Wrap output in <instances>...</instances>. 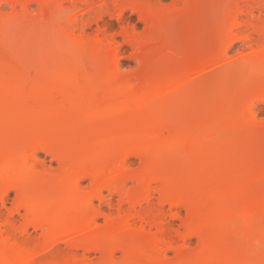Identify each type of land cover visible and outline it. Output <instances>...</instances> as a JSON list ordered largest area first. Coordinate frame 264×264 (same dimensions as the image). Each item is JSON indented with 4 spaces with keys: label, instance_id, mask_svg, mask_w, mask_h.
<instances>
[{
    "label": "rangeland",
    "instance_id": "obj_1",
    "mask_svg": "<svg viewBox=\"0 0 264 264\" xmlns=\"http://www.w3.org/2000/svg\"><path fill=\"white\" fill-rule=\"evenodd\" d=\"M14 1L16 2V4ZM28 1L29 0H9V3H4L3 5L0 6V16L2 17V20H0V61L2 63V67L0 68V83L4 82V84H6V80L8 79V77H9V79L11 78L12 80L8 79L7 84H6V85L10 86L9 89H16V88L19 89L18 87L21 88L23 86L22 84H25L23 86L25 88V87H28L29 83H32L33 88L36 89V87H37L39 89V92L42 91L41 87H43V86L45 87L46 85H48L49 88L50 87L52 88V91L50 89L52 94H55V93L59 94L60 92L63 94V92H64V94L66 95L67 93L70 94L73 91L74 93L80 92L78 94L83 93V94H85V96L88 93H89V95L91 94V96H93L94 95L93 93H96L102 87L103 82H101L102 81L101 78L104 79V77H106L109 80V82L111 80L112 83H113V80L117 79L120 81H124L127 78L126 81H124V82L125 83L127 82L126 85H128L127 87H129L130 90H137V89L140 90V89H142V87L144 85H147V83L150 84L153 81H155L156 79L157 80L158 79L163 80L164 77L165 78H167L168 76L171 77L170 75H172L173 73H174L173 76H175V73H179V76H180L182 74V73L180 74V72H183V74H186V73L191 74V75H188V74L187 75L191 76V79H192V75L194 76L193 77L194 80L192 79V85L193 86L191 85L192 89L189 87V89L185 90V93H184V91L180 92L179 94H181V97L177 95L178 93H175L178 98L174 97L175 94H173V93H169L168 95L166 94L165 96H163V99L160 101L159 105L157 104V102H155V104L158 105L160 109L158 108V106L153 104V101H152V104L154 107L150 103L151 105L149 108L151 110H153L155 107L156 108L154 109L155 111H152V112H151V110H149V111L151 113L154 112L155 114H157V116L159 115L158 117L156 116L158 118L157 120H159V121L152 123V124H154V126L153 125L152 126L153 127L156 126V128L152 127L153 132H151V133H154V131L157 133L159 131L158 133L160 134L161 133L160 130L163 129V130H165V131L162 130V135H164V137L167 135V132H168L167 129L169 128V125L175 127L176 128L175 130H178L179 129L178 127H180V128L183 127L184 130L185 129L188 130L191 127L192 132H193V127H194V129H195L194 133H195L196 131L200 130L199 126L202 128L201 130H203V129L205 130L206 127L211 126V125H216V124L219 125L222 122L224 124L225 120L227 122H229L228 119H230V118L232 119L233 118L232 115L236 117L235 112L238 113L241 111V114H242L249 109V107H250V95L252 94L251 92L256 89V87H257V90L259 89V92H260L261 88L264 89L263 88L264 82L260 83L258 81L259 79H257V82L259 84L255 83L256 82L255 77H257V74H258V76L260 75V77H264V59H263L264 55L261 57L262 60L260 58V60L258 59V61H255L254 63H252L254 66L253 67L254 69L247 70V68L245 67V65H247V63H249V61H250L251 52H253L254 50L260 51L261 49L264 48V40H260L259 34H258V32H261L264 30V0H253V1H249L248 4H244V2H242V3L238 2L237 0H188L189 3L182 2V0H120L126 6L134 5V4L135 5H137V4H141V5L148 4V5L152 6V4H153V7H157V9L159 8V10L161 11L160 16H162V18L160 17L162 19L161 22L163 23V24L162 23H160V24L163 26L161 28H159L161 26L159 24V26L154 27V29L159 28L160 30H158V31L160 32L163 28V30L161 31L162 34L160 36H159V34L157 35L158 31H156V29L154 30L153 27L150 26V23L149 24L145 23L141 19V16L138 13H135L130 7L125 12H123L122 16L118 19L117 14H116L117 9H115V7H113L114 6L113 0H75V1L74 0H72V1L71 0H69V1L68 0L67 1L66 0H47V1L44 0L45 2H49V3L44 2L45 5L44 6L42 5V7H41L42 9L40 8V6L37 3H36L37 5L34 4V1L33 2H28ZM235 1H236V3H235ZM55 3H57V4H55ZM234 3L236 6L238 5L237 11H236V8L233 7V6H235V5H233ZM58 4H61V5L59 6ZM14 5H15V7H14ZM148 5H146V6H148ZM24 6L26 7L25 11L23 8ZM106 6H107V9H109L108 13L107 14L105 13L101 20L95 21L97 19V16H99L101 13L105 12V11H103V9ZM231 8H233V11ZM238 10H241V12H238ZM236 20L241 23V26H240V28L238 27L232 31V33H234L235 35L232 33L231 34L234 36H237V37L249 36L251 38V40H250V42H246L244 44H242L240 42L234 44V46L232 48H230V50L228 51V54L226 56L227 57V60H226L227 65L224 68L220 69L221 64H219L220 62L218 61V58L220 59V57H218V55L222 52V49H224V47L226 46L227 41H228V37H226L224 35L223 37L219 38L218 36H219V34H221L220 36H222V34L224 33L223 27L225 26V29H226V27H228V25H226L227 23L229 24V22H233ZM248 21H250V22H248ZM151 27L153 30L151 29ZM155 31L157 33H155ZM220 31L223 33H221ZM163 40H164V42H163ZM160 41L162 44L159 43ZM114 49L118 50V52H119L117 57L115 55H113V52L115 51ZM216 51H218V52L216 53ZM145 57H147V58L150 57V58L145 59ZM144 59L146 61H144ZM239 59H243L242 63ZM114 60L118 61V63H119V69H118L117 73L114 74L116 76L113 75L111 77H109V76L107 77V76L103 75V73L105 72L104 69H107V68L110 69L111 66L114 63H116V61H114ZM238 60H239V62H238ZM216 62H218V63H216ZM235 62H237L238 64ZM213 63H215V64H213ZM212 64L214 65V68H212L213 67ZM234 64H236V65H234ZM239 64H240L241 68L243 67L242 69L240 68V66H238ZM219 65H220V67H219ZM228 65H229V67H228ZM233 66H236V67H233ZM203 68L204 69L206 68L205 70L210 68L209 70H207L209 73L207 71H205V73H203V75H202L200 70H202ZM99 69H101V70H99ZM102 69L104 71L102 73V77L100 78L99 75H100V72L102 71ZM204 69H203V71H204ZM96 70L99 72L97 73ZM250 70L253 72V76L251 75L252 72ZM184 71H185V73H184ZM206 72H207V74H206ZM62 73L65 75H69L70 78H73L75 80H73V82H70V81H67L70 78H68L66 80L63 79ZM136 73L140 74V76L143 74V76L141 78L139 77L140 79L137 80L138 78L134 77L135 75H137ZM260 73H262V74H260ZM67 77L64 76V78H67ZM82 77H84V79ZM247 77H249V81H246ZM5 78H6V80H5ZM61 78L63 80H61ZM244 78H246V79L244 80ZM107 79L103 80L105 82L104 85L107 84ZM140 80H142V81H140ZM239 80L243 81V82H240ZM120 81H117V82H120ZM159 81H161V80H159ZM236 81H239L241 83L240 84L238 82V86L240 85L239 88H238V86L236 88V86L231 85L232 83L233 84L235 83V85H236V83H237ZM250 81L252 83L254 81L255 82H254V84L248 83ZM115 82L116 81H114V83ZM193 82H194V84H193ZM229 82H230V84H229ZM16 84H17V86H16ZM242 84H244V85H242ZM249 84L252 85L251 86L252 89H251ZM12 85L16 86V88ZM226 85H227V87H229V85H231V86L229 88H225ZM255 85H256V87H254ZM11 86H12V88H11ZM241 86L243 88H240ZM247 86H249L250 87L249 89H251V90H249ZM258 86H259V88H258ZM139 87H141V88H139ZM234 87L236 89H234ZM102 88L100 89V92L98 91L97 94H95L96 96H98L99 93L101 94L103 92V91H101V90H103ZM38 89H36L37 92H38ZM237 89L242 90V93H243V89H245L244 90L245 92L243 93V95L241 94L242 96L237 92L240 96L237 95V96H235L236 99H234L233 98L234 95L232 93L233 92L235 93L234 90H237ZM262 89H261L260 93H263ZM104 90H105V87H104ZM95 95H94V97H95ZM238 96H239V98H237ZM226 102H227V104H226ZM231 103H233V105ZM224 104H225V106H224ZM231 105L233 106V109H231L232 108ZM226 106H228V107H226ZM214 107H216V108H214ZM218 107H220V109ZM222 107H223V109H222ZM226 108L229 111H227ZM242 109H243V111H242ZM237 110H238V112H237ZM205 111H206V113H205ZM255 111L253 113V117H254V119H256L255 121L257 123H259V125L264 124V105H260L258 107V109H256ZM188 114H191L192 117H190L191 115L189 116ZM133 115H130V117L132 116V120L128 119V120H130V125H129V121H128L127 122L128 125H126V126L133 128V126L135 124H139V126L141 125V127H142L143 121L145 122L144 119H146V118H144L143 121L135 118V121H134ZM135 117L138 118L139 115L135 116ZM159 117H160V119H159ZM243 117H245L244 119L247 120L250 116H248L247 112H246V113L242 114L241 118H243ZM141 118H143V117L141 116ZM251 118L252 117H250L249 119H251ZM145 123H147V122H145ZM116 125H115V129H116ZM126 126H124L122 128V127H120V125H118L120 130L118 129L119 130L118 131L116 129L117 131H115L113 134H107L106 130H104V132L101 131V134H103L102 136H104V137H106L108 135L106 138H109L110 135L114 136L115 133L116 134L122 133L123 129L126 128ZM163 126H164V128H163ZM165 126L166 127L168 126V128L165 129ZM141 127L137 128V126H135L136 129H134V131L137 132V133H135V134H137V136H134L135 139H130V140H132L131 142H133V141L135 142V140L139 142V140L141 141V139H143V137H141L138 134H142L144 131L140 132V133L137 131V130L140 131ZM145 128H143L142 130H144ZM183 128H181L182 129L181 131H183ZM197 128H198V130H197ZM121 129H122V131H121ZM127 129H128V127H127ZM93 130L94 129H92L91 131H93ZM187 130H185V131H187ZM126 131L129 134L132 133V134H130V136L135 135L134 131H131V129L126 130ZM126 131L124 130V132H126ZM129 131H131V132H129ZM95 132H98V131H95ZM146 132H147V130H146ZM188 132H190V130H188ZM202 132H200V133H202ZM148 133H149V131H148ZM200 133H197V134H200ZM116 134L114 136L115 139H117ZM145 134H147V133H145ZM118 135H120V134H118ZM120 136L122 137V134ZM125 136H126V133H125V135L123 133V137H125ZM263 136H264V133H259L258 135L255 136V137H257L256 138L257 145H259L258 144L259 142H264ZM138 137H141V138L139 140H137ZM106 138H105L104 142L107 141ZM118 138H119V136H118ZM127 138H129V137H127ZM109 139H111V138H109ZM121 141H124V138ZM261 145L262 144H260L259 146H261ZM190 146H191V144L190 145L185 144L181 148L177 149L178 151L173 150V149H171V151H167L168 149L166 150V148L164 149V147H161L162 151L160 148H158L157 150L154 149L148 153L149 155L147 154V158L145 159V161L147 159L149 161H151L152 160L151 158H156L158 154H159L158 156H160V154L164 152L163 155H165L164 156L165 158L161 159L163 157V155H161L159 160L161 159L163 161L166 159V161H163V162L164 163L165 162L166 163L171 162L169 164V167H171V165H173V164L176 165L175 166L176 170H174L175 168H173V167H171L172 171H171V168L167 169L168 164L164 165L163 162H160L161 163L160 164L159 160L156 162L158 163V165L159 164L163 165L162 167L167 166L166 169L168 171L166 170L167 172H164L163 174H165L168 178L170 176L171 177L174 176L173 177L174 178L173 183L174 182L175 183L171 185L174 187V189L181 186L182 184L184 185V187H183V185L181 186V187H183V189H185V188L188 189L187 193H189V194H187L185 192L186 193L185 198L182 199V200H184V199L185 200L184 201L181 200L182 202L179 203V207L177 206L176 208L170 207V205L168 203H166L164 201V199H163V202H165V203L162 202L163 203L162 204V203H160L161 202V196L160 195H162L161 194L162 192L159 193V189H158L159 183H156L157 185L153 184L152 185L153 187L151 186L152 189H150V191H152V192L150 195L151 199L149 201V204L143 203L141 208L140 207L136 208L137 212H138V213L136 212V214H140V217H142L145 213H147V214H145V216L146 217L148 216V217L147 218L143 217V219H138V218L135 219L134 218L135 220L133 219V221L131 222V227L127 228V230L130 229V232L127 231V232L123 233V231L120 230L121 234L119 232L117 234V237H121V239L123 238L124 240H126L128 242V245H131L132 247L135 245V247H133V248L138 249L140 247L139 248L140 250L138 249V251H140L139 252L140 254L138 255L139 257H141V259L139 258L140 261H143L144 258L146 259V255H147V257H148L147 259H151V257L153 256L152 260H154V262H158L159 264H161V263L162 264L163 263L164 264H176L177 262H178L177 264H179V263L185 264V262H186V264H188V263L190 264V262H193L195 264H204V263L208 264L209 262L210 263L212 262L211 259L213 260V257L216 256L215 257V259H216L217 257L220 256L219 258H217V261L214 260L215 261L214 264H223L224 263L223 259L226 256H227V258L230 255L235 257V255H239V252H243V253L246 252L245 254L240 253L241 255L246 256V258L245 257L243 258L244 260L249 258L250 261H252L254 259H258L260 261V259H262V258L259 259V257H261V255L262 256L264 255L263 254V252H264V237L262 234L264 228L260 230L262 236H260V233H258V230L257 231L255 230L256 231L255 238H257L256 239L257 241L254 239L256 241L255 245L253 244L252 241H254L253 240L254 233H255V232L253 233L254 226L260 227L264 223V221L259 222V220H262V219H260L261 218L260 214L262 215L263 220H264V215H263L264 210H262V209H264L263 208L264 207V201H263L264 200L263 199V197H264V171H263V167L261 166V163L264 160L260 163V161L262 160V159H260V157L264 156V155H261L262 151H263L262 146H264V144L261 146V148L257 146V149H256V147H255L254 151L257 150L258 152H260L259 161L256 162L255 166L252 165L251 163H252V161L255 163L254 160H256L257 158L256 159L253 158L254 160H252L251 163H250V161L249 162L247 161V164L249 163L252 165V166H250L252 168V170H250V172H249V170H246V172H248L247 174H249V176H247V177H246L247 174L245 175V177L247 179L241 175L243 177V180L241 177V182L242 181L243 182L248 181V182H246L247 186H246V184H244L242 182L243 187H245L244 188L245 193L247 191V194L245 195L246 197L244 199H241L242 202L239 201L236 205H234L235 208H233V206H230V207H226V209L225 208L219 209V211H220L219 214H222L224 211L229 212L231 214V212H233L237 208H240V206L246 205V203L248 204L246 206H250L249 204L251 202L253 203V202L257 201L258 198H260L261 199V200L259 199L260 205L257 204V202H255V204L253 203L254 204L253 208L257 207L258 211L262 210V211H260V214H258L259 212L257 213L256 208L254 209V210H256V213H257L256 215L257 216L259 215L260 217L259 216L256 217L257 220L254 217L253 218L251 217L248 220V217H240V218H236V219L233 218L232 219L230 216L226 219L228 222L225 220H224L225 222L224 221L220 222V221H218V219L217 220L215 219L213 221V223H210V224L203 221V223H204V227H203L204 235H203V237H205L206 242L204 240H202V241L204 242L203 244L206 243V245L209 246L208 253L210 252L213 255L212 258H211V256H209V259L207 256L210 253L207 256H202V254L200 253L201 249H202L201 247H203L201 239L199 240L197 237L193 236V237H190L189 239H187L185 243L182 240L183 234L186 233V230H185L186 227L184 228L185 222L189 221L191 219L193 220V222H198V219H195V218L196 217L197 218H203L204 216L209 215L210 214L209 210L211 209L210 205L205 200V199H207V197L205 198V194L207 192L204 193V190H202L204 188L201 189L197 185V181L195 178H194V180L196 182L191 179L192 178L191 176L187 177L184 173L185 172L184 168L186 167L188 162L190 165L191 164L193 165V163H190L191 160L188 157L190 155L189 149L191 147H193L194 145L191 147ZM258 148L262 149V151L258 150ZM158 150H160L161 152L159 153ZM165 150L167 152L166 154H165ZM169 152H171V153L169 154ZM96 153H97V151H96ZM177 153H179V154H177ZM185 153H187L189 155L187 156V154H185ZM98 154L96 155L97 159H99L98 156L100 157V155H101V154L100 155H98ZM167 154L169 157H166ZM172 154L174 156H172ZM175 154L177 155V157ZM252 156H254V155H252ZM18 157H19V154L16 155V158H18ZM36 157L38 159L37 161L28 160V163H31L30 166H32V167L36 166V170H38V171H36L38 176L41 175L42 170H44L43 171L44 173H42L41 178L39 177L37 179V182L40 180L46 179L45 183L49 182L48 186L52 187V185H53L52 183H57L56 181L60 178L59 179L60 182L64 184V185L62 184V186H63L62 190L63 191L65 189L67 190V185L70 183L69 171L63 170V172L61 173V171H60L61 167L55 161V159L53 158L52 155H46L44 153H38ZM102 157H106V156H104V154H103V156L101 155L100 158L102 159ZM168 158L171 160L168 161ZM186 158H188L189 160ZM143 159L139 156L129 158V161L127 164V169H128L127 173L128 174L126 172H125V174L131 178L133 177V175H134V177L130 180L128 179V181L123 185L124 187L123 186H122L123 188L121 187V190H123V191H121L120 195L118 193L115 194V191H114V194H113V192L111 194V192L109 190L108 191L104 190L101 198L98 200H94L93 206L90 208L91 210H88L89 213L87 215V218L89 215H91L96 210L100 212V215H98L97 219L95 220V222L93 224H91V226L86 224L87 223V222H85L86 219L85 220L83 219V222L80 223L81 227H79V225H78V228L83 230V231L78 229L79 231L77 230L78 231L77 233L75 232L73 234L68 235L67 237L70 240L75 239V238L81 239L82 235L85 234L84 233L85 229L86 230L89 229L88 233H89V231L92 232V230L98 231V229L99 230H100V228L102 229L104 227V225L107 224V220L109 222V220L122 219L127 213H133L131 211V209L129 208L128 204L124 203L121 206V201L124 200L125 197L128 198V195H131L133 193V191H135V192L137 191L136 190V189H138L137 185L139 186V184H140L139 181H141V178H140L141 174L140 173L142 171V167L144 164ZM232 159H231V161L228 160L229 163L225 162V163H227L226 166H225V163L223 165V166H225V168L227 170L229 169V167L232 168L235 164H237V163L241 164L239 162L243 161L242 158H241V160H239L240 158H237L238 161L236 162L235 161L236 158H234L233 160L236 162L235 163ZM103 160H104V162L106 161L104 158L102 159V161L99 160L100 161L99 163L101 165L103 164L102 163ZM116 160H118V158L114 159V163ZM70 161L71 162L68 163L70 165V166L68 165V168L70 167V169H72V167L74 168L75 165L73 166V163L77 164V161L79 162V160L76 161V159H73V161L72 160H70ZM36 162H38V163H36ZM119 162H121L120 159L118 161H116V164H111V165H114V167L112 166V170H113L114 174H113L112 170L110 169L111 165L109 166V164H108L106 167L107 163H104L105 166L103 167V165H102L101 167H103L102 169H104L103 171L105 173H106L105 170H107V172L109 171L110 177L112 179H114V178H116L114 176L121 174L120 173L121 167H119V165H120ZM151 162H154V161H151ZM151 162H149V163H151ZM189 164L187 166L188 167L187 170L193 169V168H191V167H193L192 165L189 168ZM231 164L233 166H231ZM247 164L245 162L244 165H243V163L241 165L244 166L245 168H247L246 166H248L247 169H249L250 167ZM152 165L155 166L153 163H152ZM30 166L28 164V167H30ZM32 167H31V169H33V168L35 169V167H33V168ZM37 167H38V169H37ZM97 167L98 168H96V171H97V169H99L100 165H98ZM259 168H262V169L260 170ZM34 169H33V171H34ZM162 169H163L162 171H164V168H162ZM187 170H186V174L188 175V172L190 170L188 172H187ZM66 171H67V173H66ZM38 172H40V173H38ZM45 172L48 174V176H47V174H45ZM191 172H192V170L190 171V173ZM228 172H229V170H228ZM243 172H245V170ZM44 174L46 177L44 176ZM243 174H245V173H243ZM49 175H50V177H49ZM254 175L257 177H254ZM138 176H139V178H138ZM185 176H186V178H184ZM252 176H253V178H252ZM57 177H59V178L57 179ZM64 178L66 180H64ZM111 178H110V180H112ZM173 178H171V179H173ZM244 178L246 179V181ZM189 179H191V180H189ZM257 179H258V181H257ZM134 180H136V181H134ZM169 180L167 179L168 183H170ZM254 180H255V182H254ZM62 181H65V182H62ZM91 183H92V181L90 179L89 180L83 179L79 183V187H78V190L80 189L79 193L81 195H83V193H84V196H85L87 191H89V188L92 187ZM195 183L197 185L196 187H195ZM160 185H162V184L160 183ZM163 186H167V185H164V183H163ZM181 187L179 188V190L182 189ZM39 188H42V187H39ZM161 188L165 189V187H161ZM172 188H170L169 191L174 190ZM154 189H155V192H153ZM39 190L42 191L43 189H39ZM37 191L35 190L36 194H38V192H39V191L38 192ZM63 191H62V193H63ZM65 191H64V193H67ZM35 192H34V194H35ZM173 192H175V191H173ZM223 192L226 193L227 191L225 192V190H224ZM39 193H41V192H39ZM165 193H166V191H165ZM34 194H32V195H34ZM251 196H252V198H250ZM259 196H261L262 198ZM163 197H165V196H163ZM14 198H15L14 193L10 192L5 198L4 207H2L0 204V210L2 211L1 219L3 220V221L0 220V230H5V229L7 230L8 229V232H9L8 234H2V236L0 235V242H1L0 247L3 246V244H4V246H5L4 248H6V246L8 245V247H7V249H8L9 247H12L9 244H14V242L18 241L17 245H19V247H24V248L28 247L30 249H32V248L34 249L36 247L38 248L39 243H41V241H42V228L43 227L42 228L39 227L36 229L29 228L27 234H25V235H20L19 233H17V230L21 226V224L23 222L24 215H25V212L23 210H19V212L16 214L14 213L12 218H11L12 225H9V227H5V224H4L5 219L6 220L9 219L8 211L10 209H12V207H13ZM188 198H189V200H188ZM246 201H248V202H246ZM186 202H192V204H194V207H192V208H194L193 211H192V209L190 210L189 207L186 208V205H187ZM241 203H242V205H240ZM180 204H181V206H180ZM183 204H185V205H183ZM205 204H206V206H205ZM108 205H110L109 208L107 207ZM237 205H240V206H237ZM236 206H237V208H236ZM258 206L260 207V209L258 208ZM261 206H262V209H261ZM244 207L245 206H243L241 208H244ZM188 208H189V211H188ZM72 209L75 210V206ZM77 210H79V209H77ZM207 212H208V214H207ZM226 212H224V213H226ZM73 214L74 215H68V214L67 215L70 218L73 217V219L76 217H81L78 215V213L76 214L78 216H76L75 213H73ZM94 214H96V212ZM201 216H203V217H201ZM152 217H154L155 220ZM257 221L259 223H257ZM168 222L171 223L170 227L168 228V231L170 232L169 234H171L170 236L172 237L171 238L172 242H171L170 237H169L170 240H167V241H170L172 248L174 247L173 248L174 250H168V251L166 250V252H165L164 249H165L166 244H165V246L161 243L158 244V241L160 242L159 239L163 238L160 234V230L163 228V225L166 227L165 224ZM234 222H235V224H234ZM217 223H220V224H217ZM221 223H223V224H221ZM239 224H240V226H239ZM241 226L243 229L241 228ZM89 227H91V228H89ZM262 227H264V225ZM131 228L133 230H131ZM220 228H222V229H220ZM244 228H246V229H244ZM90 229H92V230H90ZM239 229H240V231H239ZM247 229L249 231L251 229V231L249 232ZM123 230L126 231V229H123ZM158 230H159V232H158ZM132 231H134L135 233L133 234ZM243 232L245 234H243ZM88 233H86V234H88ZM129 233H131V234H129ZM220 233H222V234H220ZM10 234L14 237L15 241H14V239H12L13 237L10 236ZM76 234L78 235L77 237H76ZM93 234H94V232H93ZM79 235H80V237H79ZM125 235H127L126 238H125ZM83 236H85V235H83ZM252 236H253V238H252ZM67 237H66V240H67ZM127 237H128V239H127ZM152 238H155V239H152ZM250 238H252V240ZM151 239L154 240L152 242L155 246L153 244H151V242L149 241ZM248 239H249V241L251 240L250 244L252 242V244L254 246L249 245ZM147 240L149 241V243ZM12 241H13V243H10ZM260 241H262V242H260ZM70 242L67 241L68 244ZM217 243H219V244H217ZM236 243H237V246H234ZM239 243H241L243 245L240 246ZM244 243H245V246H247V244H248V247H246V250H244L245 249ZM66 244L60 243V244L56 245V248H54L51 252H49V254L47 253L45 255H42L43 257L41 256L40 258H37L35 260L36 262L34 264H58V263L59 264H70L71 261L72 262L75 261L74 262L75 264H102V260H103L102 255H101V253H98V251L97 252H95V251L94 252L93 251L88 252L86 250L84 251L83 248L82 249L79 248V249L72 251V253H69L71 251H69L68 244L67 245ZM137 244H140V245L137 246ZM144 244L147 246H145ZM168 244H169V242H168ZM224 244H225V246H224ZM142 245H143V247H141ZM150 246H151V248H150ZM242 246H243V248H242ZM40 247H41V245H40ZM40 247L38 248V251L40 250ZM157 247H159V248H157ZM211 247H212V249H211ZM166 248H167V246H166ZM9 249H8V252L10 253ZM147 249H148V251H147ZM158 249L160 250V252H158L159 251ZM240 249L242 251H240ZM36 250L37 249H35V251ZM228 250H229V252H228ZM236 250H238L239 252ZM130 251L132 252V250H130ZM141 251H143L142 254L144 256L143 255L141 256ZM161 251H164L165 253H161ZM215 252H216V254H215ZM237 252H238V254H236ZM159 253H161V254H159ZM248 253L250 254L249 256H248ZM68 254H69V256H68ZM149 255L151 257H149ZM122 257L123 256L120 254V252H115L114 262L119 261V264H121L122 263L121 261H123L122 264H124L126 262H127L126 264H131L128 262L131 259H133L132 255H131V257L128 256L129 257L128 259L126 257V260L124 257L123 258ZM205 257H207V258L205 259ZM253 257H254V259H253ZM64 261H66V262H64ZM55 262H57V263H55ZM131 262H132V260H131ZM211 264H213V262Z\"/></svg>",
    "mask_w": 264,
    "mask_h": 264
},
{
    "label": "bare ground",
    "instance_id": "obj_2",
    "mask_svg": "<svg viewBox=\"0 0 264 264\" xmlns=\"http://www.w3.org/2000/svg\"><path fill=\"white\" fill-rule=\"evenodd\" d=\"M33 1H34V4L37 3L40 6V8L42 7V5L44 6L45 3H49V2H45L44 0H29L28 2H33ZM113 1H114L113 7H115V9H117L116 14H117L118 19L122 16L123 12H125L130 7L135 13H138L141 16V19L145 23H148V24L150 23V26H152L153 29H154V27H157V26H159L160 23H162L161 22L162 16H160L161 11L159 10V8L157 9V7H153V4H152V6L148 5V4H144V5H141V4L128 5L127 4L128 6H126L120 0L119 1L113 0ZM237 1L241 2V3L244 2V4H248L249 1H253V0H237ZM182 2L189 3L188 0H182ZM4 3H9V0H0V6L3 5ZM235 3H236V1H235ZM235 3L233 5H235ZM15 4H16V2H15ZM55 4H57V3H55ZM58 5L60 6L61 4H58ZM146 5H148V6H146ZM237 6L236 5L233 6L236 8V11H237ZM14 7H15V5H14ZM23 8L25 11L26 7L24 6ZM231 9L233 11V8H231ZM103 11H105V12H103L99 16H97V19L95 21L101 20L103 15L105 13L106 14L108 13L109 9H107V6L103 9ZM238 12H241V10H238ZM0 18H1L0 20H2L1 16H0ZM248 22H250V21H248ZM229 24L228 23L226 24V25H228V27H226V29H225V26L223 27L224 33L220 31L221 33H223L222 36H220L221 34H219V36H218L219 38L223 37L224 35L226 37H228L227 44L225 43L226 46L224 45L225 47L223 46L224 49H222V52L219 55L217 54L218 57H220V59L218 58V61L220 62L219 64H221V67L219 65L220 69L224 68L227 65L226 64L227 63L226 62V60H227L226 56L228 54V51L230 50V48H232L234 46V44H236L238 42L244 44L246 42H250V40H251V38L249 36L237 37V36H234L235 35L234 33H232V31L235 30L236 28H238V27L240 28V26H241L240 22H238L236 20L233 22H229ZM162 26L163 25H161L159 28H161ZM152 27H151V29H152ZM159 28H155L156 31L160 30ZM162 30H163V28H162ZM156 31H155V33H157ZM161 31L160 32L158 31L157 35L159 34V36H160L162 34ZM231 33L234 35H232ZM258 34H259V39L264 40V30L261 32H258ZM163 42H164V40H163ZM159 43H161V41ZM217 52L218 51H216V53ZM118 53H119L118 50H115L113 52V55H115L117 57ZM263 55H264V48L261 49L260 51L254 50L253 52H251V57H250V61H249L250 64L247 63V65H245L247 70L254 69L253 68L254 66L252 63H254L255 61H258V59L260 60V58ZM149 58L145 57V59H149ZM145 59H144V61H146ZM239 60L242 63L243 59H239ZM239 60H238V62H239ZM261 60H262V58H261ZM114 61H116V60H114ZM216 63H218V62H216ZM235 63H237V62H235ZM213 64H215V63H213ZM234 65H236V64H234ZM238 66H240V64ZM1 67H2V63L0 61V68ZM228 67H229V65H228ZM233 67H236V66H233ZM212 68H214V65ZM240 68H241V66H240ZM118 69H119V63H118V61H116V63H114L110 69L109 68L104 69L105 70L104 73H103L104 70L102 69V71L100 72V75L99 74L98 75L101 78L102 73H103V75H105L107 77L108 76L111 77L115 73H117ZM203 69L200 70L202 75H203V73H205V71L209 70L210 68H208L207 70H205L206 69L205 68L204 71H203ZM99 70H101V69H99ZM98 72L99 71H97V73ZM207 72H206V74H207ZM181 73L183 74V72H180V74ZM184 73H185V71H184ZM182 74L179 76V73H175V76H173L174 75V73H173L172 75H170L171 77H169V76L167 78L164 77L165 79L163 78V80L162 79H158V80L156 79L157 81L156 80L153 82L151 81L152 83H150V84L147 83V85H144L142 87V89H140V90H138V89L137 90H130V88L127 87L128 85H126L127 82L126 83L124 82V81H126L127 78L124 81H120V80L116 79V80H113V83H112L111 80L109 82V80L103 76L105 80L107 79V84L104 85V83H105L103 81L104 79L101 78L102 79L101 82H103L102 83L103 88L101 87L103 90H101V91H103V92L101 94L99 93L98 96L95 95V94H97L98 91L100 92V89H101L100 88L96 93H93L95 95V97L93 94H92L93 96H91V94L89 95V93H88L85 96V94H83V93L78 94L80 92L74 93L73 91L70 94L66 92L67 93L66 95L64 94V92H63V94H64L63 95L60 91L59 92L61 94L60 93L59 94L58 93L52 94L51 93L52 88L51 87L49 88V86L46 84H45L46 85L45 87L42 85L43 87H41L42 88L41 89L42 91L40 90L41 92H39V89L36 87V89H38V92H37L36 89L33 88L32 83H29L28 87H25V88L23 87L25 84H22L23 86L21 85L22 86L21 88L18 87L19 89L16 88L17 84H16V86L12 85L16 89H9L10 86L6 85L9 77L7 80L5 78L6 84H4V82L0 83V204H1V206L4 207L5 198L10 192H13L15 195L13 207H12V209H10L8 211L9 219H7V220L5 219L4 224H5V227H9V225H12L11 218H12L13 214L18 213L19 210H23L25 212V215H24L23 222H22L21 226L17 230V233H19L20 235H25V234H27L29 228L36 229L39 227L40 228L43 227L42 228V241H41V243H39V247L41 245L39 251H38L39 247L37 248L36 246H35L36 248H34V249L32 248L33 250L28 248V247H27L28 249L24 248V247H19V245H17L18 244L17 243L18 241H17V242H14V244H9L12 246V247H9L11 250L8 248L10 251V253H9L8 249H7V247H8L7 244L9 243L8 242L6 244L7 245L6 248H4L5 247L4 244H3V246L0 247V264H34L36 262L35 260L37 258H40L42 255H45L47 253L49 254V252H51L54 248H56V245H58L60 243L66 244L67 241L68 242L71 241L69 244L67 243L69 251H71L69 253H72V251L79 249V248H81V249L83 248L84 251L86 250L88 252L89 251L90 252L91 251H93V252L98 251V253H101V255H102V259H103L102 264H117V263L119 264V261L114 262L115 252H120V254L125 258V260H126V257L128 259L132 255L133 256L132 257L133 259H131L132 262H131V260L130 261L128 260L129 261L128 263H131V264H159L158 262H154V260H152L153 256L151 257L150 255H149V257H151V259H147L148 257L146 255V259L144 258L143 261H140L139 258L141 259V257L138 256L140 254L139 253L140 251H138V249L140 247L139 248L137 247L138 249L133 248V247H135V245L133 247L131 245H128V242L126 240H124L123 238L121 239V237H117V234L119 232L121 234L120 230H122L123 233L127 232V231L130 232V229L127 230V228L131 227V222L133 221L134 218L135 219H137V218L143 219V217H146L145 214H147V213H145V212H144L145 214L142 217H140V214H136V212H137L136 208L137 207L141 208L143 203L149 204V201L151 199L150 195L152 192V191H150V189H152L153 184L157 185L156 183H159V185H158L159 188L158 187L157 188L159 189V193L162 192L161 193L162 195H160L161 196V202L160 203H162L163 199H164V201L166 203H168L170 205V207L176 208L177 206L179 207L180 202L185 200V199L184 200H182V199L185 198V194L188 192V189L187 188L183 189V187H184L183 184H182L183 187H181L182 185L181 186L178 185L179 187L174 189V187L171 186L172 184L175 183V182L173 183V180H174L173 177L174 176L173 177L170 176L171 178H173V179H171L170 177L168 178L165 174H163L164 172L168 171L167 170L168 168L170 169L171 167L175 168L174 170H176V167H175L176 165L173 164L174 166L171 165V167H169V164L171 162L170 163L169 162L164 163L163 161H166V159L163 161L161 160V159L165 158L164 157L165 155H163L164 152L161 153L160 156H158L159 155L158 154L156 158H151L152 159L151 161H154V162H151L148 159L145 161V159L147 158V154L150 151H152L154 149L157 150L158 148L161 149V147H164V149L166 148V150L168 149L167 151H171V149L178 151L177 149L181 148L185 144H189V145L191 144V146L194 145L193 147L190 146L191 147L189 149L190 155L187 154L188 152L185 153V154H187V156L189 155L188 158L191 160L190 163H193V165L191 164L193 166L191 168H193V169H189L190 171L192 170V172H191L192 174L190 173L189 170H187L188 169L187 166H188L189 162L186 165L187 168L186 167L184 168L185 169L184 173L187 177L191 176L192 177L191 179L193 181H195L194 180V178H195L197 181V185L201 189L204 188L202 190H204V193L207 192L205 194V198L207 197V199H208V200L207 199H205V200L208 202V204L210 205V208H211V209L209 208L210 209L209 215H207V216L203 215L204 217L201 216L203 218H197V217L195 218V219H198V222H193L192 219L185 222L184 228L186 227L185 228L186 233L183 234V237H182V240L184 243L186 242L187 239H189L190 237H193V236L197 237L199 240L201 239V241L206 240L205 237H203V235H204V233H203V231H204L203 230V227H204L203 221L207 222L208 224L213 223V221L215 219L216 220L218 219V221L223 222L224 220L227 221L226 219L230 216L232 219L233 218L236 219V218H240V217H248V220H249V218L254 217L257 220L256 217H258L259 215L257 216L256 214L258 212H259L258 214H260V211H262L264 209H262V206H261L262 210L258 211L257 207L253 208V205L255 204V202H257V204L260 205V202H259L261 200L260 198H258V200L256 199L257 201L254 200L255 201V202H253L254 204L252 202H251L252 204L249 202L250 206H246V205H248L246 203V205H243L245 207L241 208V207H243V206H240V205H242V203H241L240 205H237V206H240L241 209L237 208V206H236L237 209L234 210L233 208H235L234 205H236L239 201H241V199H244L246 197L245 195L247 194V191L245 193V189H244L245 187H243V185H242L243 181L241 182V177L242 176L245 177V175L248 173V172H246V170H249V172H250V170H252V168L250 166H252V165L255 166L256 162L259 161L260 152H258L257 150L254 151L255 147H256V149H257V146L261 148V146L264 144V142H259L258 144L259 145L262 144V145L261 146L257 145V143H256L257 137H255L259 133H264V124L259 125V123H257L255 121L256 119H254V117H253L254 111L256 109H258V107L260 105H264V89H262L260 87L263 90V93H260L261 89L259 92V89L257 90V87L255 85L254 87H256V89L251 92L252 94L250 95V107L246 111L247 115L252 117L251 119H249L250 118L249 117L248 118L249 120L244 119L245 117L241 118L242 114H244L246 112L241 114V111L238 112V110H237L238 113L235 112L236 117L231 114L233 118L231 119L229 117L231 119V120L228 119L229 122H227L225 120L224 124H223V122L220 123L219 125H217V124L211 125L210 124L211 126L206 127L205 130L203 129L204 131L201 130L202 128L199 126L201 131L198 130V128H197L198 131L195 132L196 134L194 133L195 129L193 126H192L193 132H192L191 127H190V129H188V130H190V132H188V130L185 129V130H187V131H185L183 127H181V128H183V131H181L182 129L180 127H178L179 128L178 130H175L176 128L173 126H170V125H169V128H168V126L167 127L165 126V129L168 128L167 129L168 132H167V135L165 134L166 135L165 137H164V135H162L163 129L160 130V132H161L160 134L158 133L159 131L157 133L155 131H154V133H151V132H153L152 127L154 126V124H152V123L159 121V120H157L158 119L157 117L159 115L157 116V114H155L154 112L151 113L152 111H155L154 109L156 107L154 109L152 108L153 110H151L149 108L150 105L152 104V101H153V104H155V102H157V104L159 105L160 101L163 99V96H165L166 94L168 95L169 93H173V94L178 93L177 95L181 97V94H179L180 92L184 91V93H185V90L189 89V87L191 88L192 79L194 80V78H193L194 76L192 75V79H191V76H188L191 74H188V73L183 74V75ZM260 74H262V73H260ZM251 75L253 76V72ZM64 76H66V77L68 76V77L64 78ZM114 76H116V75H114ZM142 76H143V74L141 76H140V74H137L134 77L138 78L137 80H139ZM249 77H247L248 80L246 78H244V80L246 79V81H249ZM62 78L66 80V79L70 78V76L63 74ZM62 78H61V80H63ZM82 78L84 79V77H82ZM70 79H68L67 81L73 82V80H75L73 78H70ZM257 79H259L258 81L260 83L264 82V77H260V75L258 76V74H257V77H255L256 82L255 81L254 82L259 84L257 82ZM9 80H12V79L10 78ZM159 80H161V81H159ZM114 81H116V82L114 83ZM117 81H120V82H117ZM140 81H142V80H140ZM239 81H236L237 82L236 85H235V83L234 84L232 83L231 85H234L237 88ZM240 82H243V81H240ZM254 82L252 83L250 81L248 83L254 84ZM193 84H194V82H193ZM229 84H230V82H229ZM231 85H229V87ZM242 85H244V84H242ZM12 86H11V88H12ZM239 86H238V88H239ZM251 86L252 85H250V87ZM104 87H105V90H104ZM229 87H227V85H226L225 88H229ZM247 87H248V89L250 88L249 86H247ZM139 88H141V87H139ZM236 88L234 87V89H236ZM240 88H243V87L241 86ZM258 88H259V86H258ZM50 89H51V91H50ZM245 89H243V93L245 92L244 91ZM251 89H252V87H251ZM251 89H249V90H251ZM234 91L236 93V94L234 92L232 93L234 95V97L232 96L234 99H236L235 96H237L239 94L243 95L242 90H240V89H237ZM239 96L237 98H239ZM174 97H177L176 94ZM153 104H152V106H153ZM226 104H227V102H226ZM231 104L233 105V103H231ZM158 105H156V106H158ZM224 106H225V104H224ZM226 107H228V106H226ZM158 108H159V106H158ZM214 108H216V107H214ZM218 108L220 109V107H218ZM222 109H223V107H222ZM231 109H233V106ZM149 110H151V112ZM226 110L229 111L227 108H226ZM242 111H243V109H242ZM205 113H206V111H205ZM130 115L134 116L133 117L134 121H135V118L142 120V121L144 118H146L144 120L147 123H145L143 121L142 127H141V125L139 126V124H135L133 126V128L126 126V125H128L127 122L129 121V125H130V120H132V116L130 117ZM138 115H139L138 118L135 117ZM188 115L190 116L191 114H188ZM141 116L143 118H141ZM190 117H192V115ZM128 119H130V120H128ZM159 119H160V117H159ZM115 125H116L117 130L118 129L120 130L118 125H120V127H122V128L124 126H126V128H124L123 131L121 129L122 133L117 132L120 135L122 134V137L115 133L117 139H115V137H114L115 134H114V136L113 135L112 136L110 135L111 137L109 136V138H111V139L106 138L108 136L107 134H113L115 131H117L115 129ZM148 125L149 126L151 125V126L149 127ZM135 126H137V128L141 127L140 131L137 130L139 133L143 132V131L145 133H147V134H145L143 132L142 134H138L141 137H143V139H141V141L139 140L141 137H138V139L136 138L137 140H139V142L136 140H135V142L134 141L131 142L132 140H130V139H135L134 136H137V134H135L137 132L134 131V129H136ZM127 127H128V129H127ZM143 128H145L147 130V132L145 129L142 130ZM153 128H156V126ZM163 128H164V126H163ZM92 129H94L93 130L94 132L91 131ZM130 129H131V131H134L135 135L130 136V134H132V133L129 134L126 131V130H130ZM104 130H106V132H107V134L105 133L107 135V136L105 135L106 137L102 136L103 134H101V131L104 132ZM124 130L126 132H124ZM95 131H98V132H95ZM131 131H129V132H131ZM148 131H149V133H148ZM163 131H165V130H163ZM199 131L200 132L203 131V132L200 133ZM123 133H124V135L126 133V136L129 138H127L126 136L123 137ZM197 133H200V134H197ZM118 136H119V138H118ZM105 138L107 141L104 142ZM123 138H124V141H121V140H123ZM262 147H263V151L260 148H258V150L262 151L261 155H264L263 154L264 153V146H262ZM166 150H165V154L167 153ZM96 151H97V153H96ZM158 151L160 153L162 151V149H161V151L160 150H158ZM38 153H44L46 155H52L53 158L55 159V161L61 167V170H60L61 173L63 172V170L69 171L70 183L67 185V190L66 189H65L66 191L64 190L67 193H64V191L62 190L63 189V186H62L63 183H61L59 180L60 176L57 177V179L59 178L56 181L57 183H52L53 184L52 187L48 186L49 182L45 183L46 179L45 180L43 179L44 181L40 180L41 182L40 181L37 182V179L39 177L41 178L42 173H44L43 172L44 170H42L41 175L38 176V174L36 172V171H38V170H36V166H33V167H35V169H34L32 166H30L31 163H28V160L37 161L38 159L36 156ZM170 153L171 152H169V154ZM18 154H19V157L16 158V155H18ZM97 154L98 155L101 154L102 156L104 154V156H106V157H102V159L104 158L106 160L105 162H104V160L102 162L103 167L105 166L104 163H107L106 164V167H107L108 164H109V166L111 164H116V161H118L120 159L121 162H119V163L121 166L119 165V167H121L120 168L121 174L114 176L116 178H114L112 176L114 178V179H112L109 175V173H110L109 171L107 172V170H105L107 174L103 171L104 169H102L103 167H101L102 165L99 163L100 162L99 160L102 161V159L100 158L101 155H100V157L98 156L99 159H97L96 158ZM177 154H179V153H177ZM161 155H163V157L160 159L161 160L160 161L159 158L161 157ZM252 155H254L255 157ZM136 156H139L142 159L144 158L143 159L144 164L142 167V171L140 170L141 171V173H140L141 174V176H140L141 181H139L140 182L139 186L137 185V188H138V189H136L137 191L136 192L133 191L132 194L130 193L131 195H128V198L125 197L126 200L124 199L121 201V206L124 203L128 204L129 208L131 209V211L133 213H127L122 219L109 220V222L107 220V224H105L102 229L101 228H100V230L98 229V231L90 229V230H92V232L89 231V233H88L89 229L88 230L85 229V232H84L85 234L82 233L85 236L82 235L81 239L75 238V239L70 240L67 236L70 234H73L75 232L77 233L79 230H81L78 228V225H79V227H81L80 223L83 222V219L84 220L86 219L87 220V221L85 220V222H87L86 224L91 226V224H93L95 222V220L97 219L98 215H100V212L96 210L92 213L93 215L91 214L87 218V215L89 213L88 210H91L90 208L93 206L94 200L100 199L101 196L103 195L102 193L104 190H107V191L109 190L111 192V194H112V192L114 194V191H115V194L116 193H118L119 195L121 194V191H123V190H121V187L128 181V179L130 180L134 177V175L132 178L127 176L125 174V172L127 173V171H128L127 164H128L129 158L136 157ZM172 156H174V155L172 154ZM166 157H169L168 154ZM176 157H177V155H176ZM115 158H118V160H116L114 163ZM188 158H186V159H188ZM232 158L233 159L236 158V160H235L236 162L238 161L237 158H240L239 160H241V158H242L243 161L242 162L240 161L239 163H241V164L243 163V165L245 164V162L247 164V161L248 162L250 161V163H251V161L254 160L253 158H255V159L257 158L256 159L257 161L254 160L255 163L252 161V163H251L252 165L248 163L247 165H249V167H250L249 169H247L248 166H246V165L245 166L247 168H245L244 166H242L241 164H238V163L235 164L234 166L231 164V166H233V167L232 168L229 167V169H228L229 172H228V170L225 168V166L227 165V163H225V162H228V160L231 161ZM263 158H264V156L260 157V159H262L260 161V163L264 160ZM73 159H76V161L79 160V162L77 161V164H74L72 162L73 166L74 165L75 166H74V168L72 167V169H70V167L68 168V165H69L68 163L71 162L70 160L73 161ZM158 160H159V163L163 162L164 165L168 164V167L167 166L162 167L163 165H160L161 163L159 164L160 165L159 166L158 163L156 162ZM169 160H171V159L168 158V161ZM149 162H151V163H149ZM36 163H38V162H36ZM152 163L154 165L155 164L156 165L153 166ZM224 163H225V166H223ZM262 163H261V166L263 167V171H264V161ZM28 164L30 167H28ZM98 165H100L101 168L99 167V169H97V171H96V168H98L97 167ZM191 165L189 164V168ZM112 166L114 167V165H111V168H110L111 170H112ZM31 167L34 169V171H33V169H31ZM161 167L164 168V171H162L163 169ZM166 167H167V169H166ZM37 169H38V167H37ZM259 169L261 170L262 168H259ZM186 170H187V172L189 171L188 175L186 174ZM244 170H245V172H243ZM171 171H172V168H171ZM112 172H113V170H112ZM38 173H40V172H38ZM66 173H67V171H66ZM243 173H245V174H243ZM45 174H47V173L45 172ZM45 174H44V176H45ZM113 174H114V172H113ZM107 175L112 180H110V178ZM47 176H48V174H47ZM186 176L184 178H186ZM247 176H249V174H247L246 177ZM49 177H50V175H49ZM165 177L168 180L169 179L171 180V181L169 180L170 183H168V181ZM243 177H242V180H243ZM254 177H257V176L254 175ZM138 178H139V176H138ZM252 178H253V176H252ZM83 179H88V180L90 179L92 181V183H91L92 187H90L91 189L89 188V191H87L85 196H84V193H83V195H81L79 193L80 189L78 190L79 183ZM191 179H189V180H191ZM246 179H245V181H246ZM64 180H66V179L64 178ZM134 181H136V180H134ZM257 181H258V179H257ZM62 182H65V181H62ZM162 182L164 183V185H167V186H163ZM246 182H248V181H246ZM246 182H243V183L246 184ZM254 182H255V180H254ZM160 183L162 185H160ZM197 185L195 183V187ZM246 186H247V184H246ZM39 187H42V188H39ZM161 187H165V189L163 188L164 189L163 190ZM180 187L182 188L181 190H179ZM38 188L43 189V190L40 191ZM170 188H172L174 190H170L171 191L170 192L169 191ZM35 190L36 191L38 190L41 193H39L37 191L38 194H36ZM224 190H225V192L226 191L227 192L224 193L223 192ZM62 191H63V193H62ZM165 191H166V193H165ZM173 191H175V192H173ZM34 192H35V194H34ZM153 192H155V189L153 190ZM32 194H34V195H32ZM187 194H189V193H187ZM163 196H165V197H163ZM259 197H261V196H259ZM250 198H252V196ZM263 199H264V197H263ZM188 200H189V198H188ZM165 202H163V203H165ZM246 202H248V201H246ZM72 204L75 206V210L72 209V208H74V206ZM181 204H180V206H181ZM186 204H187L186 208L189 207L190 210L191 209H192V211L194 210V208H192V207H194V204H192V202H186ZM206 204H205V206H206ZM183 205H185V204H183ZM230 206H233V208L232 207L231 208L234 210L233 212H231V214L229 212H226V211H224L226 213L223 212L222 214H219L220 213L219 209H221V208L226 209V207H230ZM107 207L109 208L110 205H108ZM76 208L79 210H77ZM189 208H188V211H189ZM255 208L257 210V213H256V210H254ZM258 208L260 209L259 206H258ZM95 212H96V214H94ZM208 212H207V214H208ZM73 213H75V215L78 213V215L81 217H76V216H78V215H76L75 216L76 218L73 219V217H71L72 218L71 219L68 215H74ZM1 216H2V211L0 210V220L3 221L1 219ZM260 216H261L260 219H262V220H259V222L264 221L261 214H260ZM152 218L155 220L154 217H152ZM259 222L257 221V223H259ZM170 224L171 223L168 222L165 224L166 227L163 225V228L161 230L159 229L160 234L163 238L159 239L160 242L158 241V244L161 243L164 246L166 244L167 248L165 246V249H164L165 252H166V250L167 251L168 250H174L173 249L174 247L172 248L170 241H167V240H170L172 238L170 236L171 234H169L170 232L168 231ZM217 224H220V223H217ZM221 224H223V223H221ZM234 224H235V222H234ZM263 225H264V223H263ZM239 226H240V224H239ZM262 226H260V227L254 226L253 233L254 232L255 233H254V238L252 236L253 240L257 239V238H255V234H256L257 230H258V233H260V236H262V234H263V237H264V229H263L264 227H262ZM89 228H91V227H89ZM241 228H242V226H241ZM123 229H126V231ZM220 229H222V228H220ZM244 229H246V228H244ZM261 229H263L262 234L260 232ZM131 230H133V229L131 228ZM159 230H158V232H159ZM81 231H83V230H81ZM239 231H240V229H239ZM250 231H251V229H250ZM93 232H94V234H93ZM244 232H243V234H245ZM8 233H9L8 229L7 230L6 229L0 230L1 236H2V234H8ZM86 233H88V234H86ZM132 233L134 234L135 232L132 231ZM129 234H131V233H129ZM220 234H222V233H220ZM10 236H12V235L10 234ZM77 236L78 235L76 234V237ZM126 236L127 235H125V238H126ZM66 237H67V240H66ZM79 237H80V235H79ZM169 237H170V239H169ZM252 238H250V239L252 240ZM12 239H14V237ZM127 239H128V237H127ZM152 239H155V238H152ZM152 239L149 240L151 242V244H153L152 241H154ZM255 240L252 241L254 245L257 241V240L255 241ZM14 241H15V239H14ZM149 241H148V243H149ZM250 241L248 239L249 245L254 246L252 244V242L250 244ZM262 241H260V242H262ZM168 242L170 245L168 244ZM171 242H172V239H171ZM10 243H13V241ZM203 243L204 242L202 241L203 247H201L202 249H201L200 253L202 254V256H207L210 253V252L208 253L209 246H207L206 243L205 244H203ZM140 244H137V246ZM217 244H219V243H217ZM239 245L241 246L243 244L239 243ZM145 246H147V245H145ZM224 246H225V244H224ZM234 246H237V243ZM244 246H245V243H244ZM141 247H143V245ZM246 247H248V244H247V246H245L244 250H246ZM150 248H151V246H150ZM157 248H159V247H157ZM242 248H243V246H242ZM35 249H37V250L35 251ZM211 249H212V247H211ZM130 250H132V252ZM147 251H148V249H147ZM236 251H238V250H236ZM240 251H242V250L240 249ZM158 252H160V250ZM165 252L161 251V253H165ZM228 252H229V250H228ZM238 252L236 254H238ZM142 253H143V251H141V256L143 255ZM161 253H159V254H161ZM240 253L245 254L246 252H244V253L239 252V255H235V257L230 255L227 258V256H226L223 259L224 260L223 264H264V258H263L264 255L263 256L261 255V257H259V259L262 258V259H260V261L258 259H254V257H253L254 260H252V261H250L249 258L245 259L246 260L245 261L243 258L244 257L246 258V256H243ZM215 254H216V252H215ZM263 254H264V252H263ZM249 255L250 254L248 253V256ZM68 256H69V254H68ZM209 256H211V258H212L213 255L210 253L207 256L208 259H209ZM207 257H205V259ZM215 257H213V260L211 259L213 264L215 263V261H217V258H219L220 256L217 257L216 259H215ZM64 262H66V261H64ZM74 262L75 261H73V262L71 261L70 264H75ZM121 262L123 263V261H121ZM55 263H57V262H55ZM126 263H124V264H126ZM211 263L209 262L208 264H211ZM185 264H186V262H185ZM190 264H195V263L190 262Z\"/></svg>",
    "mask_w": 264,
    "mask_h": 264
}]
</instances>
